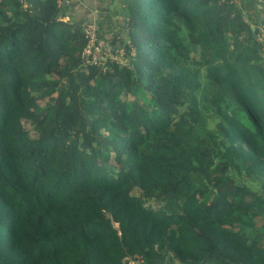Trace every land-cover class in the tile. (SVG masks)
Returning <instances> with one entry per match:
<instances>
[{
  "label": "trees",
  "instance_id": "16d2710c",
  "mask_svg": "<svg viewBox=\"0 0 264 264\" xmlns=\"http://www.w3.org/2000/svg\"><path fill=\"white\" fill-rule=\"evenodd\" d=\"M120 4L101 66L58 0H0V264H264V18Z\"/></svg>",
  "mask_w": 264,
  "mask_h": 264
},
{
  "label": "crops",
  "instance_id": "0c3cea01",
  "mask_svg": "<svg viewBox=\"0 0 264 264\" xmlns=\"http://www.w3.org/2000/svg\"><path fill=\"white\" fill-rule=\"evenodd\" d=\"M68 15L73 16L77 19L90 20L96 23L98 27L99 36L106 42L113 44L120 34L116 21L122 23L123 16L121 11L120 0H68ZM240 6L244 8L248 13L255 12V9H259V14H252L251 20L260 19L256 22L261 21L264 18V0H241ZM117 12V14H116ZM257 15V16H256ZM253 25V24H252ZM122 27V24L121 26ZM113 40V43H112Z\"/></svg>",
  "mask_w": 264,
  "mask_h": 264
},
{
  "label": "built area",
  "instance_id": "2783aa9c",
  "mask_svg": "<svg viewBox=\"0 0 264 264\" xmlns=\"http://www.w3.org/2000/svg\"><path fill=\"white\" fill-rule=\"evenodd\" d=\"M63 0H58L59 5ZM232 3L239 5L241 0H229ZM23 6L26 7V3L23 2ZM82 32L86 39L85 47L82 52V58L85 63L90 65H106L109 61L125 63L123 56L124 46L128 41L120 40L116 45V50H113V45H106L105 41L98 34V27L95 22L85 20L82 23ZM257 39L264 45V25L259 26V32L257 33ZM123 41V42H122ZM104 42V44H103Z\"/></svg>",
  "mask_w": 264,
  "mask_h": 264
},
{
  "label": "rangeland",
  "instance_id": "374dc122",
  "mask_svg": "<svg viewBox=\"0 0 264 264\" xmlns=\"http://www.w3.org/2000/svg\"><path fill=\"white\" fill-rule=\"evenodd\" d=\"M121 9V8H120ZM121 12V11H120ZM116 14H117V12H116ZM62 20H67V17H62ZM114 21H116V23H114V24H117V27H118V30H120V34H118L116 37L117 38H115V42L112 44L114 47H113V50L115 51L116 50V45L117 44H119L120 42V40H123V41H127L126 40V35H127V30H126V27H125V23H123V21H122V23H119L118 21H117V19H115ZM121 24H122V27H120L121 26ZM252 25V24H251ZM122 41V42H123ZM105 43H106V45H111L109 42H106L105 41ZM103 44H104V42H103Z\"/></svg>",
  "mask_w": 264,
  "mask_h": 264
},
{
  "label": "water",
  "instance_id": "95a60500",
  "mask_svg": "<svg viewBox=\"0 0 264 264\" xmlns=\"http://www.w3.org/2000/svg\"><path fill=\"white\" fill-rule=\"evenodd\" d=\"M68 6H69V1L68 0H63L62 1V8H64L65 10H68ZM255 26L251 25V29L254 30Z\"/></svg>",
  "mask_w": 264,
  "mask_h": 264
}]
</instances>
